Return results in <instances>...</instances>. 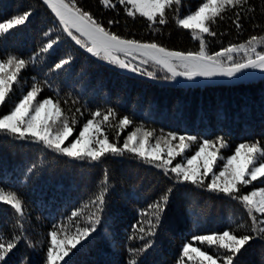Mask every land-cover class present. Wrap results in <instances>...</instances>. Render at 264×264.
<instances>
[{"label":"trees","instance_id":"16d2710c","mask_svg":"<svg viewBox=\"0 0 264 264\" xmlns=\"http://www.w3.org/2000/svg\"><path fill=\"white\" fill-rule=\"evenodd\" d=\"M112 2L117 5L114 9L104 7L100 0H77L79 7L121 37L155 42L174 51H199V41L193 39L191 30L179 27L176 19L194 12L204 0H181L167 10L168 22L163 25L153 24L139 14L130 17L125 5L118 0ZM25 11L31 12L26 24L0 36V59L14 55L28 61L7 103L0 106V114L10 112L33 85H38L41 92L37 100H59L63 114L69 119L75 116V130L66 144L78 136L93 112L104 114L112 109L115 118L110 117V123L103 124L102 129L110 142L118 146L137 128L153 133L151 144L169 133L197 137V142L177 156L171 166L186 163L204 139L215 141L222 137L227 147L219 155L225 158L241 143L258 141L264 147V79L192 88L155 84L82 50L63 32L41 0H0V21ZM236 13L240 15L239 29L234 23ZM223 16L224 19L217 18L211 25L216 36L205 34L209 54L232 44L246 43L254 35L264 36V0H249L248 5L229 9ZM46 32L50 34L45 36ZM57 37L52 49L41 52ZM257 50H264V44H258ZM233 55L237 62L244 59L242 52ZM69 58L68 64L55 68L62 59ZM133 63L139 65L141 72L154 73L152 77H170L151 61L142 65L139 60ZM123 117H128L131 124L121 129L119 120ZM222 163L218 160L214 171ZM105 173L106 204L103 211H97L92 201L105 186ZM210 179L209 175L205 183ZM253 186L264 187V183L255 181L243 191L250 192ZM0 188L16 192L23 211L20 216L11 206L0 202V235L5 241L14 235L22 237L0 264H21L24 260L27 264H46L50 232L63 227L72 234L77 227H90L94 213L100 217L96 231L65 257L68 264H131L133 260L136 264H196L186 257L182 259L183 245L191 242L193 236L224 230L242 234L251 224L247 209L238 200L180 182L175 174H165L163 169L131 153L109 155L100 162L81 161L3 132H0ZM165 194L169 195V202L160 226L154 235H148L147 221L154 219L149 205ZM73 212L80 215L73 217ZM256 215L264 219L259 213ZM141 227L145 232L139 231ZM250 243L251 248L247 252L242 250L238 256L239 264H264V241L258 238ZM146 244L150 246L145 248ZM194 246L209 250V254L216 251L215 246L199 242H194Z\"/></svg>","mask_w":264,"mask_h":264},{"label":"snow or ice","instance_id":"6c2138e0","mask_svg":"<svg viewBox=\"0 0 264 264\" xmlns=\"http://www.w3.org/2000/svg\"><path fill=\"white\" fill-rule=\"evenodd\" d=\"M44 3L55 13L63 32L72 41L93 56L123 69L130 68L131 71L136 72L139 70V65L134 64V61L139 60L141 65L152 61L171 73V76H166L165 79H175L180 76L189 80L195 77H234L244 69L264 71V50H257L258 44H264V36L254 35L246 43L232 44L214 54H209L206 50L205 34L216 36L217 33L212 30L211 25L217 22V18L224 19L223 13L229 9L244 7L248 5L249 0H204L194 12H190L183 18H177V25L191 30L193 39L199 41L197 52L174 51L155 42H141L121 37L107 29L90 12L79 7L77 0H44ZM100 3L111 9L117 6L112 0H100ZM118 3L125 5L127 15L130 17L139 14L153 24L163 25L168 22L167 10L173 5H179L181 0H118ZM247 10L251 11V8ZM30 15L31 12L25 11L0 21V36L25 25ZM239 19L240 15L236 13L234 23L237 29L241 27ZM49 34L46 32L44 35ZM58 39L57 37V40L47 43L41 52L46 53L52 49ZM241 52L244 53V59L240 62L235 61L233 54ZM120 54H123L125 58H121ZM69 62L70 58L62 59L55 68L60 69ZM27 63L28 61L14 55L8 56L7 59H0V106L7 103V98L13 91V85L18 82L21 70ZM147 75L153 76L154 73L148 72ZM40 92L41 88L33 85L32 89L14 104L10 112L0 114V132L19 140L41 143L47 149L81 161L100 162L106 156H122L128 152L145 163L163 169L165 174L169 172L175 174V179L180 182L191 183L238 200L247 209L251 224L244 233L238 234L236 230H224L218 233L195 235L191 242L183 245L182 259L186 257L196 264H218V262L219 264H239L238 256L242 255V250L247 252L251 248V241L258 238L264 241V219H259L256 215L259 213L260 216H264V187L253 186L252 191L246 193L243 191L255 181L264 183V147L258 141L239 144L234 153L225 158L219 155L221 149L227 147L222 137H218L215 141L204 139L198 143L194 154L186 159V163H176L175 166H171L177 156H182L192 143L197 142V137L169 133L167 137H160L155 144H151L149 139L153 133L137 128L127 136L122 146H118L110 142L109 136L102 129V125L109 124L110 117L115 118L116 115L112 109H108L104 114L100 111L93 112L92 118L83 124L78 136L65 145V141H68L75 130L77 123L75 116L71 119L65 116L59 100L55 102L51 98L37 100ZM76 111L80 110L76 109ZM99 117L102 119H98ZM129 124L131 120L128 117L119 120L121 129ZM177 140L179 142L174 144L173 141ZM218 160L223 161L222 166L218 171H214ZM209 175L210 182L205 183ZM107 179V173H105V186L92 201L97 211H103L106 204ZM171 191L169 189L168 193ZM0 202L11 206L17 214L23 216L22 200L16 192L0 188ZM168 202L169 195L165 194L159 201L149 205L150 215L154 219L147 221L148 235H154V230L160 226ZM72 215L77 217L80 213L73 212ZM93 215L95 219L90 218V227H77L72 234H68L63 227L59 231L50 232L46 264H61L62 261L68 264L65 257H68L72 249L81 244L82 240L96 231L100 217L95 213ZM17 226L22 227L19 224ZM139 231L145 232V229L141 227ZM21 238L14 235L5 241L3 235H0V262L5 261L6 256L17 247ZM194 242L207 244L210 247L215 246L216 251L209 254V250L194 246ZM148 246L150 244H146L145 248ZM21 264H27V261L24 260ZM131 264H136L135 260Z\"/></svg>","mask_w":264,"mask_h":264},{"label":"water","instance_id":"95a60500","mask_svg":"<svg viewBox=\"0 0 264 264\" xmlns=\"http://www.w3.org/2000/svg\"><path fill=\"white\" fill-rule=\"evenodd\" d=\"M41 1L47 7V9L52 13V15L56 18V20L59 22L58 18L55 16V13H53L52 10L44 3V0H41ZM78 46L82 50L87 52L80 45H78ZM120 55H121V57H123V54H120ZM157 66L160 67L166 74L171 76V73L167 72L166 69L162 68L159 65H157ZM125 70H127V72L134 77H137V78H140V79H143V80L155 83V84L166 85V86H184V87H189V88L206 87V86H213V85H234V84H238V83H247V82H253V81L264 79V71L260 70L258 72H249L248 70H250V69H244V70H242V72L237 73L236 76H234V77H226V76L195 77L191 80L187 79L186 77H180V76L176 77L175 79H170V80L160 79V78L148 76L146 73L141 72L139 70L136 72L131 71L130 68L125 69Z\"/></svg>","mask_w":264,"mask_h":264},{"label":"bare ground","instance_id":"6f19581e","mask_svg":"<svg viewBox=\"0 0 264 264\" xmlns=\"http://www.w3.org/2000/svg\"><path fill=\"white\" fill-rule=\"evenodd\" d=\"M249 72H258V71H260L259 69H250V70H248Z\"/></svg>","mask_w":264,"mask_h":264},{"label":"rangeland","instance_id":"374dc122","mask_svg":"<svg viewBox=\"0 0 264 264\" xmlns=\"http://www.w3.org/2000/svg\"><path fill=\"white\" fill-rule=\"evenodd\" d=\"M66 142V141H65ZM65 145H67L66 143H65Z\"/></svg>","mask_w":264,"mask_h":264}]
</instances>
